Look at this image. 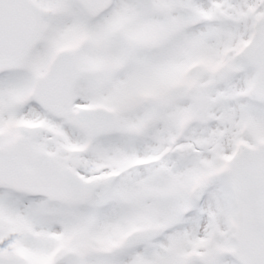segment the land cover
Segmentation results:
<instances>
[{
  "label": "snow or ice",
  "instance_id": "obj_1",
  "mask_svg": "<svg viewBox=\"0 0 264 264\" xmlns=\"http://www.w3.org/2000/svg\"><path fill=\"white\" fill-rule=\"evenodd\" d=\"M0 264H264V0H0Z\"/></svg>",
  "mask_w": 264,
  "mask_h": 264
}]
</instances>
